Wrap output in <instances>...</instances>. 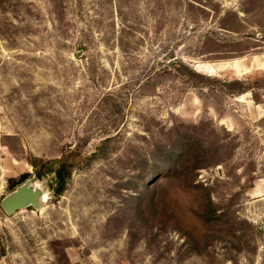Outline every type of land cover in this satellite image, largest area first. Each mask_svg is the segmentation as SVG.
I'll return each instance as SVG.
<instances>
[{"label":"rangeland","instance_id":"obj_1","mask_svg":"<svg viewBox=\"0 0 264 264\" xmlns=\"http://www.w3.org/2000/svg\"><path fill=\"white\" fill-rule=\"evenodd\" d=\"M0 264H264V0H0Z\"/></svg>","mask_w":264,"mask_h":264},{"label":"water","instance_id":"obj_2","mask_svg":"<svg viewBox=\"0 0 264 264\" xmlns=\"http://www.w3.org/2000/svg\"><path fill=\"white\" fill-rule=\"evenodd\" d=\"M46 203L47 193L40 182H35L34 178H31L14 187L2 200L1 207L6 214L11 215L28 208L40 210Z\"/></svg>","mask_w":264,"mask_h":264},{"label":"trees","instance_id":"obj_3","mask_svg":"<svg viewBox=\"0 0 264 264\" xmlns=\"http://www.w3.org/2000/svg\"><path fill=\"white\" fill-rule=\"evenodd\" d=\"M49 172L56 174V180L58 182L57 193H62L67 185V178L70 176V172L67 171V163L62 161L57 167L51 168ZM27 177H29V174H23L20 179H11L9 188L13 189L18 184L22 183Z\"/></svg>","mask_w":264,"mask_h":264}]
</instances>
